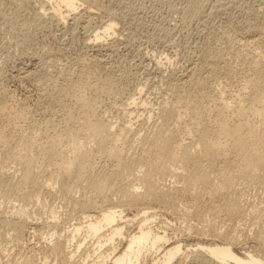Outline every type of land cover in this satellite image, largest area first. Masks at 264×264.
Returning <instances> with one entry per match:
<instances>
[{
  "label": "bare ground",
  "instance_id": "6f19581e",
  "mask_svg": "<svg viewBox=\"0 0 264 264\" xmlns=\"http://www.w3.org/2000/svg\"><path fill=\"white\" fill-rule=\"evenodd\" d=\"M39 1L42 11L38 12V8L33 18L22 22L24 27L20 29L25 32L46 13L58 25H66L69 16L76 15L83 2ZM207 1L187 0L184 12L190 20L202 15L207 18L202 21L207 25L204 26L202 23L205 27L201 30V33L205 30L204 42L200 45V42L196 41L199 46L197 43L193 45L194 48L195 45L198 46L195 57L197 61L193 59L191 69L184 68L187 73L183 72L182 78H174L175 82L171 81L172 79L169 81L167 91L157 109L145 106L142 89L133 94L138 97H130V101L124 103L122 110L128 115L129 122H124L122 126L112 124L111 120L108 122L103 115L94 118L85 116L79 131L69 133L65 139L69 152L65 160L61 163L50 161L36 171L34 170L38 166L35 156L27 146L19 142L18 148L22 146L21 150L26 160L19 164L21 177L17 181L12 179L14 172L0 160V235L19 240L30 220H34L40 208L47 206L41 203V193L57 195L64 206L66 218L71 221L77 220L71 225L67 245L59 240L51 248L52 254L59 257V260L69 262L76 259L74 255L76 250L87 243L92 246L94 257L92 262L85 264H151L149 262L151 260L153 264L155 262L171 264L178 256L192 251L190 245L184 246V243L178 240L168 244L170 237L166 236L165 230L162 234L154 231L152 226V220H155L157 213L153 215L155 210L150 211L154 209L150 203L158 204L162 212L173 211L175 200L181 190L193 195L197 202L202 197L224 200L225 209L230 217L250 214L258 221L264 222V207L254 209L245 206L243 203L245 189L239 182L242 180L247 184H255L264 195V0H253V5L248 0H213V4L209 2L212 4L210 8H204ZM36 2L39 6L37 0ZM49 5L51 7H48ZM86 5L89 10L90 6L87 3ZM102 7L100 9L104 8ZM239 7H243V11H240L247 15L244 16L246 24L244 23L243 32L240 30L242 33H239V30H236V33L241 34L238 39L236 37L233 39L232 34L229 38L234 42L231 43V39L226 43L222 40L223 46H216L223 32L218 31L220 33L218 37H221L218 38L215 30L230 27L231 23V26L235 27L232 22L235 18L232 21L231 19L234 9L237 11ZM108 8L106 9L110 15L109 19L97 29L94 30L96 27L92 28L87 21V26L91 27L88 29L93 32L92 34L90 31V43L102 42L104 38L116 33L120 14L116 13V16ZM98 9L97 7L96 10ZM222 15H225L227 20H224ZM22 16L21 13L19 17ZM220 16L223 20L218 22ZM75 20L77 23L78 17ZM87 26H83L85 30ZM233 29L235 28H232L231 32ZM225 36L228 38L226 34ZM216 41L218 43L215 44ZM24 42L26 38L22 44ZM23 47L20 48L22 51ZM99 65L101 68V64ZM147 80L149 82V77ZM107 83L113 84L111 80ZM99 86L100 83H95L92 87L97 89ZM219 87H223L226 92L225 96L216 102L215 93ZM234 97L243 100L242 111L254 109L259 112L261 121L252 127L253 132H250L244 123L229 126L222 117L231 108L229 101ZM121 106L120 104L119 107ZM153 113H156L157 117L152 121ZM115 122L116 120L113 121ZM255 133L260 144L251 139V134ZM121 138L123 143L121 142L119 146ZM229 145L233 146V150L227 152ZM137 151L140 155L132 157ZM98 158L110 161L112 166L106 168L102 165L101 169H97ZM168 173L178 179L176 185L166 183L164 176ZM113 195L119 196L117 202L106 207L107 202L112 204ZM3 204L11 206V214L2 208ZM133 207H136L137 212L130 218L125 213ZM51 224L45 222L47 228H56V224ZM135 224L137 231L130 232L132 229L130 226ZM45 225L43 229L46 228ZM54 234L49 233L51 236ZM77 235H81L80 240ZM257 237L264 245V228L259 231ZM193 248L224 264H264L263 260L252 254L248 258L240 257L231 247L225 245L197 244ZM155 253V257H152ZM197 260L199 264H208L206 257Z\"/></svg>",
  "mask_w": 264,
  "mask_h": 264
},
{
  "label": "rangeland",
  "instance_id": "374dc122",
  "mask_svg": "<svg viewBox=\"0 0 264 264\" xmlns=\"http://www.w3.org/2000/svg\"><path fill=\"white\" fill-rule=\"evenodd\" d=\"M37 1L40 7L36 0H0V91L2 92H0V160L14 172L12 175L14 181L21 177L19 164L26 160L21 150L22 146L18 148L19 142L27 146L35 156L38 166L34 170L36 171L39 167L46 166L50 161L61 163L65 160L69 153L65 139L69 133L79 131L85 116L94 118L103 115L108 122L111 120L112 124L122 126L124 122H129L128 115L122 110L124 103L130 101L135 96L133 94L142 89H144L142 96L145 106L157 109L165 91H167L169 81L172 79L171 81L175 82L174 78H182L187 73L186 69H191L197 56L196 48L199 44L203 45L204 42L205 30L202 32L203 34L201 30L207 26L202 22L207 20L204 15L191 20L187 17L184 12L187 0H95L94 2L93 0H89L90 2L81 0L83 1L81 8L76 15L69 16L66 25H58L46 13L43 18L37 19L40 23L36 20L35 23L38 25L34 23V26L32 25L25 32L20 28L24 27L26 19L33 18L38 8V12L42 11L40 1ZM210 1L212 4L214 3L213 0H208L204 8L212 6ZM85 2L90 6L89 10L87 5L85 6ZM248 2L253 5V0H248ZM94 5L99 9L96 10L97 7ZM99 6L104 8L100 9ZM105 7H109V11L116 16L120 14L118 15L120 25H117L114 35L104 38L102 42L100 41L101 43H90L89 36L93 32L89 29L96 27L95 30L109 19ZM240 10L243 11V7L233 11L236 14L233 13L231 21L235 18L232 21L236 25L235 27L231 26V23V29L228 26L224 29L221 27L223 30L221 28L215 30V32H223V34L221 33L222 38L218 37L220 33L216 32L217 37L221 38L218 40L219 43L215 42V44L218 43L216 46H223V43L229 42L230 39L232 43L234 37L238 39V36L241 35L239 33L243 32L244 23L246 24L244 16L247 15L242 14ZM31 12L32 14H30ZM21 13L22 18L19 17ZM77 17L78 22L76 23L75 18L77 19ZM222 17L227 20L225 15ZM220 19L218 22L223 20ZM87 21L90 22L89 26L91 27L87 26ZM83 26H87L86 30ZM238 27L240 28L237 29ZM232 28L235 29L231 32ZM236 30H239V33H236ZM225 34L228 38L233 34V39H228ZM12 36L15 38L13 39ZM17 38L22 39L17 40ZM25 38L26 42L22 44ZM202 39L203 41H200ZM196 41L200 43L198 44ZM196 43L198 46L195 45L194 48L193 45ZM24 44L27 46L23 47ZM18 50L19 52H17ZM147 63L150 65L148 66ZM99 64H101V68ZM184 65L186 66L184 67ZM184 68L186 69L184 70ZM147 77H149V82ZM108 80H111L113 84H108ZM95 83H100L99 88L92 87ZM222 90L223 87H219L215 93L216 102L225 96L226 90L223 92ZM136 96L138 97V95ZM242 101L239 97L230 99L231 108L222 117L229 126L235 123H244L246 128L253 132L252 127L256 123H260L261 116L254 109L242 111ZM120 104L121 107H119ZM156 117V113H153L151 120H155ZM112 120H116V122L113 123ZM181 125L184 126V124ZM122 139L118 142L119 146H121V142L123 143ZM251 139L260 144L256 133L251 134ZM231 150H233V146L229 145L227 152ZM139 155L140 152L137 151L132 157L136 158ZM97 162H99L97 169H101L102 165L106 168L112 166L110 161L100 158L97 159ZM171 168L173 169L174 166ZM164 179L171 186L176 185L178 180L171 173L166 174ZM239 182L240 186L245 189L243 196L245 206L262 209L264 195L258 189L259 187L257 188L255 184H247L242 180ZM118 197L113 195L112 204L107 202L106 207L113 206ZM41 203L47 206L40 208L41 210L35 214L34 223L32 219L30 220L32 223L27 224L26 230L18 241L11 238L9 240L6 235H0V251L2 250L0 264H85L89 261L92 262L94 250L90 243L76 250L74 253L76 259L71 262L59 260V257L52 254L51 248L57 241L60 240L65 246L67 245V236L72 230L71 225L77 220L71 221L66 218L64 206L57 195L41 193ZM150 206L154 207L153 210H150L151 212L155 210L153 215L157 213L155 220H152L154 231L163 234V230H165L166 236L170 237L168 244L178 240L182 244L184 243V246L190 245L189 247L192 248V251L178 256L171 264H199L197 258L205 257L208 264H224L204 252L195 250L193 246L197 244L229 246L240 257L248 258L252 254L264 261V245L257 237L259 231L264 228V222L258 221L250 214L230 217L222 199L212 200L202 197L197 202L193 195L181 190L175 200L173 211L163 210L162 212V208L154 202L150 203ZM2 208L11 214V206L3 204ZM95 211L97 212L98 209ZM136 212V207H133L125 214L132 218ZM94 215L98 216V214ZM45 222H48L49 225L54 223L57 226L52 229L47 228ZM44 225L46 228L43 229ZM136 227V224L130 226L131 230L129 231H137ZM49 233L55 234L51 236ZM77 238L80 240L81 235H77ZM155 255L156 253L152 257ZM149 262L153 264V260Z\"/></svg>",
  "mask_w": 264,
  "mask_h": 264
}]
</instances>
